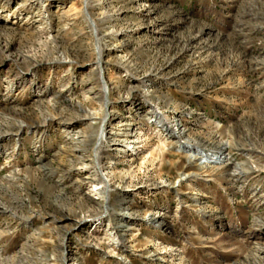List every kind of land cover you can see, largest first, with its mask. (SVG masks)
I'll return each instance as SVG.
<instances>
[{"label": "rangeland", "instance_id": "374dc122", "mask_svg": "<svg viewBox=\"0 0 264 264\" xmlns=\"http://www.w3.org/2000/svg\"><path fill=\"white\" fill-rule=\"evenodd\" d=\"M0 264H264V0H0Z\"/></svg>", "mask_w": 264, "mask_h": 264}, {"label": "bare ground", "instance_id": "6f19581e", "mask_svg": "<svg viewBox=\"0 0 264 264\" xmlns=\"http://www.w3.org/2000/svg\"><path fill=\"white\" fill-rule=\"evenodd\" d=\"M66 13V12H65ZM53 13H49L50 16H52ZM54 16V15H53ZM111 32V31H110ZM104 77L103 79H101V83H102V88L104 90V103L105 105L108 106V95H109V86L107 82H104ZM114 84V83H113ZM141 103H139L140 105ZM108 118V116L106 117ZM127 124V123H126ZM175 131V130H174ZM172 132V131H171ZM111 137L110 140L108 141L109 144H112V147L110 149V152H112V156L115 158H119L120 154L125 153L128 149H130V145L133 143L132 141H130V139L134 136L133 132H131L130 130H125L122 131V133L117 132V133H110ZM119 136H123L126 138V140H123L121 142H117V137ZM102 139V138H101ZM103 141V140H102ZM127 149V150H126ZM118 160V159H117ZM95 164H97V162L95 161ZM97 166V165H96ZM90 168V167H89ZM93 181V180H92ZM107 191L104 192V194L102 195V197L104 198V201H107ZM101 195V194H100ZM146 220V219H145ZM151 221V220H150ZM157 257V255H155ZM124 261V260H123Z\"/></svg>", "mask_w": 264, "mask_h": 264}]
</instances>
